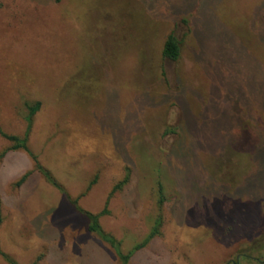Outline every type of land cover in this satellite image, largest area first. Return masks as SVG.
Segmentation results:
<instances>
[{
	"label": "rangeland",
	"instance_id": "obj_1",
	"mask_svg": "<svg viewBox=\"0 0 264 264\" xmlns=\"http://www.w3.org/2000/svg\"><path fill=\"white\" fill-rule=\"evenodd\" d=\"M35 102L27 147L60 188L0 160L6 258L264 264V0H0V130Z\"/></svg>",
	"mask_w": 264,
	"mask_h": 264
},
{
	"label": "trees",
	"instance_id": "obj_2",
	"mask_svg": "<svg viewBox=\"0 0 264 264\" xmlns=\"http://www.w3.org/2000/svg\"><path fill=\"white\" fill-rule=\"evenodd\" d=\"M180 49H181V40L173 32L168 33L167 36H166V38H165V40H164V43H163L162 56L164 58H167V59H170V60H177L178 57H179V55H180ZM39 105H40L39 102H35L34 105L28 107L29 112H28V115L26 117L27 125H26L25 131H24L22 137H18L16 135H9V134H6V133H4V132H2L0 130V135L3 136L4 138H6L7 140H9L11 142V144L9 146H7L4 150H2L0 152V160L10 150L22 149L24 151H27L29 153V155L32 157V159L34 160V168L33 169L39 171L44 176V178L47 181H49L53 185H56V186H58L60 188V186L53 179V177L51 176V174L49 173V171L46 170L44 167H42L38 163L36 156L27 147L28 134H29V131H30V128H31V116L38 110ZM30 173L31 172L25 173L17 181V183L18 184H21L27 178V176ZM126 181H127V177H125L119 184H117L114 187V190L117 189L120 186V184L125 183ZM91 183H93V181L90 182V185H91ZM90 185L88 186V188L90 187ZM114 190H112V192ZM72 203L77 207V200L76 199H74L72 201ZM79 210L82 213L84 212L82 209H79ZM103 212H105V211H103ZM87 215L89 216V218H92V220H93V222L89 226V229L92 230V231H98V232H100L99 231V226H98L97 221H96V218L97 217L95 215H92V214H87ZM0 223H1V212H0ZM156 232L157 231L151 232L148 239H150L151 237H153ZM103 237H106V236H103ZM110 242L113 245L114 241L110 240ZM137 247H140V246H137ZM117 253L119 254V260H120L121 264H126L130 253L127 254V255L122 254V253H119V252H117ZM0 254L2 256H4L5 259L10 264H16L15 261H12V260L6 258L5 254L1 250H0Z\"/></svg>",
	"mask_w": 264,
	"mask_h": 264
},
{
	"label": "crops",
	"instance_id": "obj_3",
	"mask_svg": "<svg viewBox=\"0 0 264 264\" xmlns=\"http://www.w3.org/2000/svg\"><path fill=\"white\" fill-rule=\"evenodd\" d=\"M16 150H17V149H16ZM32 171H34V169H32V170L29 171V172H32ZM29 175H30V174H29ZM29 175H28V176H29ZM28 176H27V177H28ZM43 177H44V176H43ZM18 180H19V179H18ZM45 180H46V179H45ZM24 181H25V180H24ZM24 181H23V182H24ZM46 181H47V180H46ZM23 182H22V183H23ZM48 182H49V181H48ZM49 183H50V182H49ZM50 184H51V183H50ZM74 199H76V200L78 201V197H76V198H73V199L70 200L71 203H72V201H73ZM72 204H73V203H72ZM73 205H74V204H73ZM74 208L78 211V209H77V207H76L75 205H74ZM0 212H1V209H0ZM1 221H2V218H1Z\"/></svg>",
	"mask_w": 264,
	"mask_h": 264
}]
</instances>
